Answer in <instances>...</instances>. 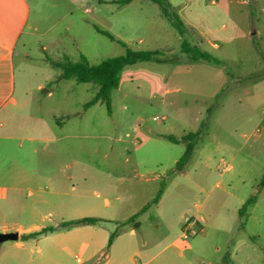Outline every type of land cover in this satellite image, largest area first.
<instances>
[{
    "label": "rangeland",
    "instance_id": "374dc122",
    "mask_svg": "<svg viewBox=\"0 0 264 264\" xmlns=\"http://www.w3.org/2000/svg\"><path fill=\"white\" fill-rule=\"evenodd\" d=\"M27 1L15 57L17 103L0 111V233L5 226L19 237L0 242V264H115L119 249H130L127 264L149 257L154 264L186 249L217 264L242 247L259 250L264 0H169L185 35L150 0ZM184 39L221 64L190 61ZM128 48L158 50L167 60L126 65L109 107L86 108L98 86L60 79L50 61L84 55L97 65ZM197 131L190 160L177 169L187 146L181 138ZM253 195L256 206L240 216ZM84 217L100 221L63 226ZM50 226L39 236L23 234Z\"/></svg>",
    "mask_w": 264,
    "mask_h": 264
},
{
    "label": "trees",
    "instance_id": "16d2710c",
    "mask_svg": "<svg viewBox=\"0 0 264 264\" xmlns=\"http://www.w3.org/2000/svg\"><path fill=\"white\" fill-rule=\"evenodd\" d=\"M132 0H117L116 2L119 4H126ZM158 5L160 8L161 14L170 20L172 26L178 31L180 35H185L187 33V27L180 17V15L173 9L169 0H150ZM96 30L108 37L110 40L117 41L120 44L124 45V42L116 39L114 35L109 33L108 31L102 30L96 27ZM182 50L190 56V61L196 62L199 60H204L208 62H212L214 64H221V61L214 57L211 53L202 50L196 46H192L188 40L184 39L182 42ZM167 60L164 57V53L158 50H132L127 49L124 55L111 57L100 64L93 65L90 64L87 58L82 55L78 61H70L67 57H64L61 60H50L52 65L61 70L60 78L61 79H74L79 83H93L98 86L99 90L96 95L85 104V107L88 108L91 105H94L97 102L105 103L107 107L110 106V92L111 90L117 88L119 86V76L120 72L126 65H132L137 63L138 61H158L162 62ZM199 132H189L187 135L183 136L181 140L187 142V146L183 156L177 162V169H181L191 158L194 140L198 137ZM168 139L172 142H178L179 140L173 136H168ZM261 187H264V179L262 180ZM159 196L154 200L157 202ZM255 195L251 196L244 203L242 208L240 209V214L246 211L248 205L254 203L256 201ZM146 207L142 209L144 211ZM134 217V216H133ZM130 218V220L133 219ZM100 219L94 217H84L78 220H74L71 222H67L63 224V226L68 225H79V224H95L99 222ZM55 227H43L38 231H34L29 233L27 237H35L39 236L48 231H54ZM116 236V232H113L109 237V246L112 244L114 237Z\"/></svg>",
    "mask_w": 264,
    "mask_h": 264
},
{
    "label": "crops",
    "instance_id": "0c3cea01",
    "mask_svg": "<svg viewBox=\"0 0 264 264\" xmlns=\"http://www.w3.org/2000/svg\"><path fill=\"white\" fill-rule=\"evenodd\" d=\"M29 10L30 6L27 0H0V111L2 109L10 111L11 109L8 108V106L10 107L12 104L15 106L17 103V99L14 97L16 92V47L20 36L24 31ZM37 90L45 91L48 97L53 96V90L51 87H44L40 84L38 85ZM8 103L10 104L8 105ZM3 126L4 121L3 119H0V129ZM261 192L262 189L260 190V193ZM254 204L256 206L257 201H255ZM245 212L240 214V216H243ZM251 218L255 219V215H251ZM193 223L198 225V227L202 225L201 221L197 220L195 217H193ZM247 226L248 225L244 227L242 225L241 229L245 230ZM1 232L6 233L13 231H10L8 228L6 229L4 226ZM250 232L251 240L257 243V237L255 236L254 231ZM29 233L32 232H24L23 234L28 235ZM20 244V242L17 243L18 246H20ZM117 251L120 253L119 258L115 257V264H127V259L123 256L125 255V252L130 251V249H119ZM137 254L140 253L136 252L130 257V260L134 263L136 262L134 256ZM188 254L191 255L189 259L185 257ZM107 255V257H111L112 253L110 252ZM120 255H122V257H120ZM174 255H179L181 259L185 261V264H214L212 262L204 261L201 253L198 250L192 249H186L178 254L171 253L154 264H176L179 260L175 258ZM226 255V261L222 262V258L217 264H264V242L259 243V250L250 247H242L234 257L231 253H227ZM151 258L152 257H149L142 264H150Z\"/></svg>",
    "mask_w": 264,
    "mask_h": 264
},
{
    "label": "water",
    "instance_id": "95a60500",
    "mask_svg": "<svg viewBox=\"0 0 264 264\" xmlns=\"http://www.w3.org/2000/svg\"><path fill=\"white\" fill-rule=\"evenodd\" d=\"M19 234L17 232H6V233H0V242L6 241V240H16L18 239Z\"/></svg>",
    "mask_w": 264,
    "mask_h": 264
},
{
    "label": "built area",
    "instance_id": "2783aa9c",
    "mask_svg": "<svg viewBox=\"0 0 264 264\" xmlns=\"http://www.w3.org/2000/svg\"><path fill=\"white\" fill-rule=\"evenodd\" d=\"M154 119H157V116L153 117Z\"/></svg>",
    "mask_w": 264,
    "mask_h": 264
}]
</instances>
